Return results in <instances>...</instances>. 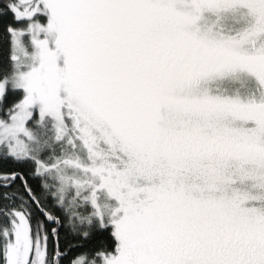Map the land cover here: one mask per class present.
I'll return each instance as SVG.
<instances>
[{
	"label": "snow or ice",
	"instance_id": "obj_1",
	"mask_svg": "<svg viewBox=\"0 0 264 264\" xmlns=\"http://www.w3.org/2000/svg\"><path fill=\"white\" fill-rule=\"evenodd\" d=\"M0 264H264V0H0Z\"/></svg>",
	"mask_w": 264,
	"mask_h": 264
}]
</instances>
